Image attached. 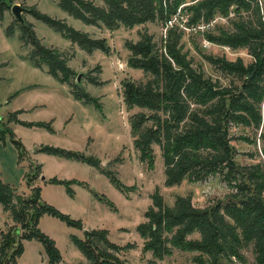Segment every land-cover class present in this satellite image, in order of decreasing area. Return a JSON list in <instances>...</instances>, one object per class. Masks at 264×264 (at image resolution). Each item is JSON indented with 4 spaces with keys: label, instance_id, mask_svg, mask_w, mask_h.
Returning a JSON list of instances; mask_svg holds the SVG:
<instances>
[{
    "label": "rangeland",
    "instance_id": "obj_1",
    "mask_svg": "<svg viewBox=\"0 0 264 264\" xmlns=\"http://www.w3.org/2000/svg\"><path fill=\"white\" fill-rule=\"evenodd\" d=\"M4 1L9 7L0 15V179L13 188L14 194L23 198L29 197L38 186L39 203L44 202L80 225L47 213L38 217L39 231L52 241L60 257L55 264H86L71 239L83 240V231L91 228L104 229L110 242L118 247L125 246L114 252L123 264H224L221 256L212 262L202 252L181 250L169 243L165 245L168 251L159 257L145 249L147 240L139 235L136 227L147 220L144 213L151 205V194L157 193L166 206H172L177 197H184L189 198L193 206L201 208L237 191L240 177L233 172L231 178L226 174L225 165L220 164L211 171L197 175L187 173L177 182H170L161 146L153 139L148 140L146 156L140 159L141 152L134 143L140 135L132 134L130 122L135 114L143 113L145 119L139 131L149 134L155 126L153 115L159 113L135 105L125 106L123 84L125 81L144 83L151 78L142 69L127 63L132 55L127 44L137 42L141 35L150 36L153 50L168 58L166 36L169 30V38L179 35L176 47L193 70L200 72L202 78L229 87L231 75L218 71L208 57L228 61L239 58L245 65H250L254 59L245 48L233 49L207 36L215 37L222 29H233L231 21L235 18L236 5H229L226 13L214 12L207 18L193 20L189 7L198 0H182L162 18L156 16L131 27L119 25L108 29L99 20L86 24L72 18L53 0ZM86 1L95 7H104L102 0ZM170 1L163 3L161 0V5L166 8ZM255 1L264 21V0ZM13 3L23 8L33 7L88 39L98 41L97 47L87 51L32 17L25 9L21 12L38 41L63 57L72 72L70 84L59 82L46 72L45 66L35 67L27 59L31 46L19 38L17 22L10 11ZM103 46L108 52L101 48ZM72 88L95 98L99 108L74 99ZM259 114L256 126L240 122L227 124L230 159L241 168L251 165L264 168L262 105ZM45 146L98 158L100 166L110 171L122 187L116 188L107 176L86 163L42 150ZM67 181L70 182L68 185L64 183ZM8 214L9 211L3 210L0 204L1 231L15 225ZM224 218L232 224L227 216ZM199 239L197 229L184 235L186 241ZM21 244L22 251L16 264H47L42 242L33 238L21 240ZM241 253L246 259L245 264H253L249 247L242 248ZM230 260L235 257L231 256Z\"/></svg>",
    "mask_w": 264,
    "mask_h": 264
},
{
    "label": "trees",
    "instance_id": "obj_2",
    "mask_svg": "<svg viewBox=\"0 0 264 264\" xmlns=\"http://www.w3.org/2000/svg\"><path fill=\"white\" fill-rule=\"evenodd\" d=\"M53 1L72 18L86 24L99 20L108 29H113L119 25L131 27L151 21L156 16L162 18L182 0H171L166 8L161 5V0H102L104 7H95L86 0ZM232 4L236 5L235 20L231 21L233 29H222L217 36L207 37L233 49L245 48L254 62L245 65L239 58L228 61L208 57L218 71L231 75L229 87L202 78L200 72L193 70L176 47L179 35L169 38V30L166 36L169 41L166 51L168 58L153 50L149 43L150 36L141 35L137 42L127 44L132 54L127 63L133 68L142 69L151 78L137 84L125 81V106L143 107L163 116L159 118V115H153L155 126L154 130L148 131L149 134H141L139 131V126L145 119L143 113L135 114L131 120L132 134L140 135V139L134 141L141 152L140 159L146 156L148 140L153 139L161 146L163 164L170 182H177L187 173L197 175L211 171L220 164L227 168V175L235 172L240 177V182L236 185L237 191L224 200H216L201 208L193 206L190 199L184 197H177L172 206H166L157 193L151 194V205L144 213L147 220L140 223L136 231L147 240L144 243L145 249L157 257L168 251L165 245L169 243L181 250L202 252L212 262L221 256L224 264H245L246 259L241 249L249 247L253 264H264V168L259 165L241 168L233 164L227 140L228 122L256 126L260 117V105L264 107V21L255 0H198L189 9L195 20L198 17L207 18L214 12L226 13ZM6 7L9 4L0 0V15ZM24 9L64 38L75 41L80 48L89 51L91 47L98 46L97 40L88 39L84 34L71 30L63 22L40 13L33 7ZM16 22L19 38L31 46L27 57L31 64L35 67L45 66L46 72L59 82L70 84L68 80L72 72L63 57L38 41L31 30V24L24 19ZM104 49L108 52V48ZM71 95L83 104L99 108L96 99L80 89L76 92L72 88ZM41 149L86 163L107 176L116 188L122 187L110 171L100 166V160L94 156L50 146ZM73 182L80 184L79 181ZM64 183L68 185L70 182ZM67 191L71 193L68 188ZM38 197V186L29 197L23 198L14 194L13 188L0 179V204L3 210L9 211L8 216L15 223L6 231L0 230V264H16L22 251L21 240L33 238L44 244L47 264H55L60 259L52 241L37 227V219L43 213L80 226L78 222L67 219L44 202L39 203ZM194 229H197L200 239L184 240V235ZM71 241L84 256L86 264H123L114 252L125 246L118 247L110 242L104 229H85L83 240L72 238ZM231 256L235 257L236 263L235 260H230Z\"/></svg>",
    "mask_w": 264,
    "mask_h": 264
},
{
    "label": "water",
    "instance_id": "obj_3",
    "mask_svg": "<svg viewBox=\"0 0 264 264\" xmlns=\"http://www.w3.org/2000/svg\"><path fill=\"white\" fill-rule=\"evenodd\" d=\"M24 10L23 7H21L19 4L17 3H13L10 6V11L13 14L14 18L19 21L22 22L23 18L21 16V12ZM79 75H77L76 80H78ZM40 179H43V176H40Z\"/></svg>",
    "mask_w": 264,
    "mask_h": 264
}]
</instances>
